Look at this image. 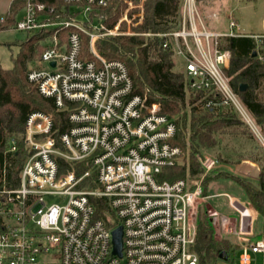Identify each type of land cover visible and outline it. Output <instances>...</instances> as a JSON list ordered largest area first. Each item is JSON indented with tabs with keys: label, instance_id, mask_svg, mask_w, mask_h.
<instances>
[{
	"label": "built area",
	"instance_id": "built-area-1",
	"mask_svg": "<svg viewBox=\"0 0 264 264\" xmlns=\"http://www.w3.org/2000/svg\"><path fill=\"white\" fill-rule=\"evenodd\" d=\"M23 1L17 31L33 33L58 25L74 28L64 42L54 36L41 52L37 63L46 64L47 69H31L27 74L43 98L68 112L67 128L55 137L51 115L29 114L23 129L27 158L16 186L6 185L0 165V264H198L191 249L196 232L193 214L206 197L201 180L182 178L181 150L171 144L177 132L175 121L162 113L159 103L135 94L125 65L102 58L94 42L109 36L162 40L175 66L180 63L187 90L212 88L264 147L257 124L230 86L226 74L230 53L220 47L222 38L246 36L234 32L238 27L233 20L227 33L208 29L196 18L195 0L182 1L176 29L157 34L118 29L123 21L142 23L145 0L136 5L126 2L124 17L108 30L93 24L88 30L69 14L66 21L50 23L53 7ZM62 2L80 5L89 13L107 0ZM81 34L88 38V59L82 57ZM255 39L262 40L264 35ZM259 60L264 65V54ZM50 62L55 65L51 67ZM210 105L211 101L205 104ZM13 149L10 146L5 152ZM86 160L95 172V189L80 187L89 172L78 177L73 171H60V161ZM199 164L202 176L216 166L207 156L199 158ZM45 197L64 199L65 204L47 205ZM94 198L108 201L117 226L108 227L96 217ZM232 207L237 218L212 213L209 222L245 241L238 263L252 264L264 253L262 234L249 241L250 207L238 202H232ZM117 227L122 229L121 257L112 255L111 232Z\"/></svg>",
	"mask_w": 264,
	"mask_h": 264
},
{
	"label": "trees",
	"instance_id": "trees-1",
	"mask_svg": "<svg viewBox=\"0 0 264 264\" xmlns=\"http://www.w3.org/2000/svg\"><path fill=\"white\" fill-rule=\"evenodd\" d=\"M126 1L128 0H107L105 6H93L88 13L87 24L97 22L102 29H112L126 9ZM132 1L136 4L139 2ZM182 1L145 0L142 23L136 26L134 31L140 34H157L176 29ZM202 1L205 0H196L198 3ZM35 3L54 8L55 12L50 16L52 21H56L54 17L59 14H64V18L68 19L69 6L62 0H35ZM23 5V1L15 0L9 4L6 13L0 17V32L15 27L16 15L22 10ZM85 28L91 30L92 27ZM72 31H74L72 27L58 25L33 32L17 46L18 52L11 58L12 67L4 69L0 65V126L4 127L5 137L14 141L12 151H0V165L3 163L7 186L17 185L19 173L27 158L23 129L29 114L39 111L51 115L55 137L67 128L68 112L57 110L50 99L43 98L36 86L28 82L27 74L31 70L28 65L38 61L41 52L47 47L46 38L56 36L64 42ZM81 45L82 57L90 58L88 38L84 34H81ZM220 47L230 53L226 74L232 90L257 126H264V65L259 60L254 39L226 37L221 39ZM94 48L102 58L122 62L132 81L133 92L145 96L149 103H159L162 113L175 121L177 132L171 144L181 150L187 181L196 180L202 174L197 159L204 156L202 151L220 149L214 158L216 163H224L223 160H226V164H236L245 158V125L234 108L224 104L212 88L189 92L186 76L174 70L173 55L162 47V40L143 36H109L97 39ZM241 84L247 86L243 92H239ZM207 101H211L208 107L205 106ZM224 136L230 137L232 142L227 143H232L233 148L226 149V143L223 144L222 139ZM5 140L0 132V145ZM249 154L251 157L254 155L253 162L259 167L256 181L237 176L233 180L242 190L252 211L260 216L264 240V155L258 149L251 150ZM229 158L235 161L229 162ZM60 171L62 173L73 171L78 177L89 172L80 187L83 189L98 187L95 172L88 160L76 164L60 161ZM221 174L223 173L218 172L204 177L201 184L204 197L207 196L209 184L215 179L222 178ZM91 202L97 218L108 227L118 225L106 199L94 198ZM195 231L191 249L197 256L198 264H216L222 251H226L229 257V253L235 250L227 240H216L204 209L198 211ZM262 257L264 264V253Z\"/></svg>",
	"mask_w": 264,
	"mask_h": 264
},
{
	"label": "rangeland",
	"instance_id": "rangeland-1",
	"mask_svg": "<svg viewBox=\"0 0 264 264\" xmlns=\"http://www.w3.org/2000/svg\"><path fill=\"white\" fill-rule=\"evenodd\" d=\"M14 0H0V17H2L7 9L9 4ZM15 1H23V0H15ZM132 2V0H128L126 2ZM24 2V1H23ZM139 3V2H138ZM137 3V4H138ZM25 4V3H24ZM24 6V5H23ZM127 6V5H126ZM127 8V7H126ZM23 9V8H22ZM194 10L196 14V18L200 19L203 24L210 30L216 32H229L228 24L230 20H233L237 27L234 29V32L244 35L246 37L252 38L256 44V52L258 53V57L264 54V39L257 40L255 37L264 35V0H205L202 2H194ZM126 11V9H125ZM121 15L119 20L124 17V13ZM180 13V9H179ZM68 14L81 26H92L98 27L97 22H93L89 25L88 22V13L84 11V9L80 5H71L68 7ZM59 14V18L56 21H52L49 17V22H60L66 21L67 18H64ZM51 16V15H50ZM23 17V11L21 10L16 15V21L20 20ZM55 18V17H54ZM55 20V19H54ZM118 20V21H119ZM118 21L114 26L118 25ZM139 25V22H121L118 26L120 31L124 32H134V28ZM113 26V27H114ZM112 27V28H113ZM45 28L44 30H46ZM31 34L26 32L17 31L15 27L13 29L5 30L0 32V65L4 69H10L12 67L11 58L14 57L18 52V45L26 40ZM145 37V36H143ZM148 38V37H145ZM53 38H46V45ZM257 57V58H258ZM180 63L174 67V70L180 71ZM31 69H47V65L42 63L39 64L33 62L28 65ZM260 134L264 138V126H258ZM0 132L3 138L6 140L1 143L0 151L9 148L10 146L14 147V141L12 139H7L5 137V130L3 126H0ZM223 144L226 143V149L233 148L230 137L224 136ZM245 143L249 144L246 146L245 144V158L238 161V163L226 164V160H223L224 163H216L215 168L207 173L206 175L200 177L196 180H204L208 174H217L218 172L223 173L220 175L219 179L213 180L208 188H207V196L204 201L200 204L196 205L195 211L193 214V222L195 225V220L200 209L205 210V214L208 219L211 218L212 213L220 214L229 217L230 219L237 218L236 210L232 207V202H238L247 207H250L247 203L246 197L243 194L240 187L234 182L233 178L235 176L246 178L251 181H256L259 167L253 162V157L250 156L249 152L253 149H258L259 152L264 155V147L260 143V140L250 131V129L245 125ZM251 147V150H250ZM220 151V149H214L213 151H202L203 157H216V152ZM226 155V153H225ZM258 155V153L256 154ZM255 157H258L256 156ZM197 157L198 162L199 158ZM230 159V158H229ZM234 159H230L229 162H232ZM235 161V160H234ZM242 161H245V176L239 174L238 170L240 167L238 165L241 164ZM182 178H185V165L183 163L182 167ZM44 201L47 205L49 204H58L63 206L65 204L64 199H58L56 197H45ZM250 213L252 217V234L248 237L249 241H255L259 238V235L262 232V220L259 215L255 214L250 207ZM212 227V226H211ZM230 227V226H229ZM214 237L216 240H227V243L231 245L235 250L229 253L228 261L218 260L216 264H239L238 259L240 255L239 248L241 245H245V241L240 240L238 237L231 235L227 229H215L213 228ZM252 264H263L262 255H257Z\"/></svg>",
	"mask_w": 264,
	"mask_h": 264
},
{
	"label": "water",
	"instance_id": "water-1",
	"mask_svg": "<svg viewBox=\"0 0 264 264\" xmlns=\"http://www.w3.org/2000/svg\"><path fill=\"white\" fill-rule=\"evenodd\" d=\"M255 56V53H253ZM51 67L55 65V62H50L49 64ZM247 86L245 84H241L239 86V92L245 91ZM112 236V255L116 257H121V250H122V229L121 227H117L111 232ZM219 260L221 261H228V253L226 251H222L218 255Z\"/></svg>",
	"mask_w": 264,
	"mask_h": 264
},
{
	"label": "crops",
	"instance_id": "crops-1",
	"mask_svg": "<svg viewBox=\"0 0 264 264\" xmlns=\"http://www.w3.org/2000/svg\"><path fill=\"white\" fill-rule=\"evenodd\" d=\"M238 167H240V170H238L239 174L245 176V161H242L241 164L238 165Z\"/></svg>",
	"mask_w": 264,
	"mask_h": 264
}]
</instances>
